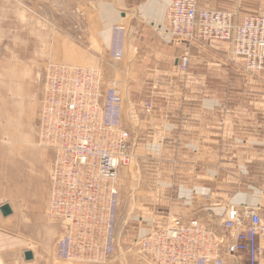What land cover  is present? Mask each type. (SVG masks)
<instances>
[{
	"label": "crops",
	"instance_id": "obj_1",
	"mask_svg": "<svg viewBox=\"0 0 264 264\" xmlns=\"http://www.w3.org/2000/svg\"><path fill=\"white\" fill-rule=\"evenodd\" d=\"M85 1L93 9L69 15L68 8L59 7L58 0H0V36L36 37L30 42L31 50L34 44L36 49L47 48L48 37L54 34L98 35L102 28L99 1ZM110 1L111 5L123 3L125 10H120L118 20L131 18L132 26L137 28L133 43L139 53L132 63L138 65L141 61L146 67L157 66L165 74H173L159 81L137 82L133 87L137 93L130 98V120L126 122L123 117L126 128L134 135L136 159L147 158L149 152L159 156L158 197L153 205L158 207L161 221L199 219L216 222L221 228L228 209L235 205L256 209L264 217V78L247 74L244 61H235L231 46L221 42L192 43L188 51L189 73L183 77L178 69V42L167 44V57L161 54L164 49L159 52L160 33L156 42L154 35L142 33L141 20L145 19L152 22L153 30L164 31L161 20L166 17L168 0ZM210 1L200 0V8L218 10ZM242 2L222 6V11L236 12L237 22L241 23L246 12ZM258 4L255 13L249 14L264 17V0ZM107 11L110 19L111 11ZM69 16L77 26H70ZM153 44H157L158 51H153ZM146 50L151 56L140 58V52ZM155 52L166 59L158 61ZM18 94L25 98L29 92L18 90ZM146 99L153 102L151 115L144 112ZM20 139L16 145L20 150L17 164L23 167L22 160L28 159L31 171L17 173L16 189L19 195L32 196L39 191L41 180L49 177L54 154L33 144L21 152L22 145L31 139L25 135ZM152 148L157 150L152 152ZM9 205L13 212L10 216L3 217L0 212L5 225L13 224L17 217L15 207ZM22 245V238L0 231V260L12 264Z\"/></svg>",
	"mask_w": 264,
	"mask_h": 264
},
{
	"label": "built area",
	"instance_id": "obj_2",
	"mask_svg": "<svg viewBox=\"0 0 264 264\" xmlns=\"http://www.w3.org/2000/svg\"><path fill=\"white\" fill-rule=\"evenodd\" d=\"M168 33L190 43H228L249 75L264 78V17L241 23L230 11L200 8V0H168ZM127 27L112 25L111 57L124 56ZM191 58L178 62L187 74ZM153 103H144L151 115ZM120 88L97 69L49 64L37 139L54 154L47 216L61 228L56 257L61 261L105 264L118 246L121 171L136 161L134 135L124 124ZM151 264H227V259L261 264L264 217L253 208L232 206L218 231L212 222L169 218L140 240Z\"/></svg>",
	"mask_w": 264,
	"mask_h": 264
},
{
	"label": "rangeland",
	"instance_id": "obj_3",
	"mask_svg": "<svg viewBox=\"0 0 264 264\" xmlns=\"http://www.w3.org/2000/svg\"><path fill=\"white\" fill-rule=\"evenodd\" d=\"M63 1L58 0L59 7L68 8L66 13L69 15L93 9L89 5L87 7L85 0ZM96 1H99L102 13V28L98 35L54 34L48 37L49 45L47 48L36 49L34 44V49L31 50L28 49L30 48V42L36 37L0 36V206L9 203L15 207L17 212V217L10 225L1 222L0 214V231H8V233L22 238L25 242L22 249L17 251L16 259L12 261V264H84L61 261L56 257V244L62 231L47 216L50 175L47 180L46 178L41 180L39 191L35 193L36 195L33 192L34 195L32 196L29 194L19 195V191L16 189L17 180L14 179V177H17V173L19 174L21 171L26 169L27 172L31 171L28 159L26 162L24 159L22 160L23 167H19L17 164L20 150L16 145L21 140L20 137L25 135V137L28 136L31 139L29 143L22 145L21 152L25 151L23 147L29 149L31 144L38 149H43L38 145L37 132L39 112L46 89L47 66L49 64H66L101 71L108 85L111 86L115 83L120 88L124 101V118L126 122L130 120V98L132 93H137L133 90L137 82L143 81V79L154 82L163 77L171 78L173 76L172 72L165 74L162 72L163 68L157 66L146 67L141 61L138 65L136 62L132 63V58L136 60L139 53L135 51L133 43L138 33L137 28L132 26L131 18L118 20L120 10H125V5L120 2L111 5L110 0ZM237 1L211 0L210 2L217 5L218 10H223L222 6L228 4L232 6V3L236 4ZM258 1L243 0L242 4L246 11L243 12V18L250 15L249 13H255L254 10L260 7ZM108 9L111 11V15L115 17L110 16L109 19ZM249 10L250 12H248ZM96 11H98L97 6ZM55 14L59 15V12ZM69 17L70 26H77V21L72 20L73 16ZM141 21L144 23L142 33L145 36L154 35V41L156 42V38L159 36L158 33H160V39H158L160 46L158 47H160L159 52L164 49L162 55L170 56L167 44L174 40L179 43H176V45H180V47L178 46L180 48L179 52H177V54L181 53L179 59L185 53H189V48L193 44L185 39H176L170 36L166 17L161 20L164 31H158L157 28L153 30L150 20ZM114 23H123L128 31L124 56L119 61L111 57L112 25ZM21 44L23 46H20ZM153 45V51H158L157 44ZM21 47L25 49L21 50ZM150 47L151 45H148L147 48ZM156 53L155 55H157ZM150 56L151 53H148L147 50L140 52V58ZM157 57L159 58L158 61L166 59L159 55ZM188 73L189 70L187 74H180L187 77ZM18 90L29 92V95L21 98ZM147 101L151 100L146 99L143 103ZM156 150L152 148V152ZM159 171V156L151 154V152H149L147 158L139 157L131 167L121 171L118 182L121 197L118 246L112 259L105 264H151L141 251L139 243L151 231L157 230L164 224V221H161L158 216V207L153 205L154 200H157L158 197ZM213 224L218 231L221 230L217 227L216 222H213ZM27 251L33 253V259L30 261H27L24 257ZM0 264H4L2 260H0ZM227 264H246V262L229 257ZM261 264H264V258Z\"/></svg>",
	"mask_w": 264,
	"mask_h": 264
},
{
	"label": "water",
	"instance_id": "obj_4",
	"mask_svg": "<svg viewBox=\"0 0 264 264\" xmlns=\"http://www.w3.org/2000/svg\"><path fill=\"white\" fill-rule=\"evenodd\" d=\"M0 212L3 217L10 216L13 212L9 204H4L0 207ZM24 257L27 261H30L33 259V253L30 251L25 252Z\"/></svg>",
	"mask_w": 264,
	"mask_h": 264
},
{
	"label": "bare ground",
	"instance_id": "obj_5",
	"mask_svg": "<svg viewBox=\"0 0 264 264\" xmlns=\"http://www.w3.org/2000/svg\"><path fill=\"white\" fill-rule=\"evenodd\" d=\"M11 207V206H10Z\"/></svg>",
	"mask_w": 264,
	"mask_h": 264
}]
</instances>
